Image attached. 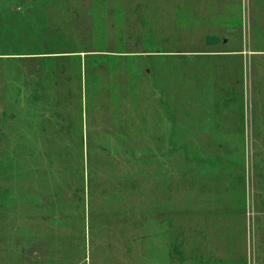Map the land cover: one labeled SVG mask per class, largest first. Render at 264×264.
<instances>
[{
    "label": "rangeland",
    "instance_id": "obj_1",
    "mask_svg": "<svg viewBox=\"0 0 264 264\" xmlns=\"http://www.w3.org/2000/svg\"><path fill=\"white\" fill-rule=\"evenodd\" d=\"M0 5V264H264V0Z\"/></svg>",
    "mask_w": 264,
    "mask_h": 264
},
{
    "label": "crops",
    "instance_id": "obj_2",
    "mask_svg": "<svg viewBox=\"0 0 264 264\" xmlns=\"http://www.w3.org/2000/svg\"><path fill=\"white\" fill-rule=\"evenodd\" d=\"M4 2V0H0V3H3ZM1 6V5H0ZM147 227V226H146ZM147 229V228H146Z\"/></svg>",
    "mask_w": 264,
    "mask_h": 264
}]
</instances>
